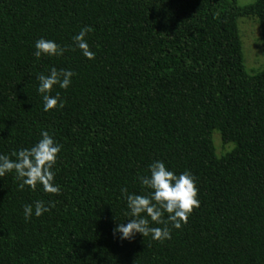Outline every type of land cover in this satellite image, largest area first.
<instances>
[{
	"label": "trees",
	"instance_id": "16d2710c",
	"mask_svg": "<svg viewBox=\"0 0 264 264\" xmlns=\"http://www.w3.org/2000/svg\"><path fill=\"white\" fill-rule=\"evenodd\" d=\"M244 17L264 48V0H0V153L41 130L61 145L59 194L0 177V264H264V69L246 70ZM85 26L91 60L73 48ZM41 37L68 50L36 60ZM53 66L75 75L45 112L36 76ZM215 130L232 152L218 157ZM155 160L190 172L199 207L170 239L120 240V189L147 195ZM36 200L55 206L25 220Z\"/></svg>",
	"mask_w": 264,
	"mask_h": 264
},
{
	"label": "clouds",
	"instance_id": "9594fccd",
	"mask_svg": "<svg viewBox=\"0 0 264 264\" xmlns=\"http://www.w3.org/2000/svg\"><path fill=\"white\" fill-rule=\"evenodd\" d=\"M92 29L83 27L78 34L72 37L73 48H78L87 59H94L95 53L90 50L86 36ZM33 56L40 60L42 56H61L68 49L59 46L55 41L43 37L34 42ZM75 73L70 69L51 67L47 74L39 73L36 76L38 83L37 92L43 101L45 112L63 108L65 102L56 92L52 95L54 86L67 89L72 83ZM40 139L30 148L13 150L9 155L0 153V177L6 173L14 172L15 178L20 181L18 187L23 190L28 186L35 191L40 185L44 192L59 194L60 187L54 183V165L57 154L61 151V145L56 143L47 130L40 131ZM149 175L139 176L140 185L147 190V195L130 193L127 187L120 189L122 198L126 201L129 218L128 222L117 224L113 229V235L120 240L131 241L137 235L151 237L153 240L163 241L171 238L169 224L172 228L179 229L182 223H187L188 216L194 207H199L197 199L198 189L193 176L188 171L177 175L169 170L160 160L153 161L149 166ZM51 201L45 204L42 200H36L32 204L23 205L25 220L33 215L41 216L54 207ZM164 213H167L166 219ZM162 225V226H152Z\"/></svg>",
	"mask_w": 264,
	"mask_h": 264
},
{
	"label": "rangeland",
	"instance_id": "374dc122",
	"mask_svg": "<svg viewBox=\"0 0 264 264\" xmlns=\"http://www.w3.org/2000/svg\"><path fill=\"white\" fill-rule=\"evenodd\" d=\"M241 6L254 3L256 0H237ZM239 30L243 44L244 64L249 74H256L264 69V48L262 30L256 17H244L239 20ZM212 140L218 157L234 150V143H224L221 133L215 130Z\"/></svg>",
	"mask_w": 264,
	"mask_h": 264
}]
</instances>
